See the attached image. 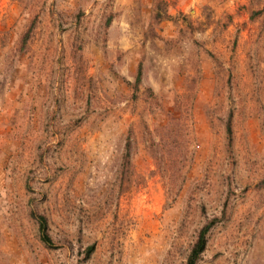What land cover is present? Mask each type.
Returning <instances> with one entry per match:
<instances>
[{"label": "rangeland", "instance_id": "rangeland-1", "mask_svg": "<svg viewBox=\"0 0 264 264\" xmlns=\"http://www.w3.org/2000/svg\"><path fill=\"white\" fill-rule=\"evenodd\" d=\"M212 216L196 264H264V0H0V264H182Z\"/></svg>", "mask_w": 264, "mask_h": 264}, {"label": "trees", "instance_id": "trees-1", "mask_svg": "<svg viewBox=\"0 0 264 264\" xmlns=\"http://www.w3.org/2000/svg\"><path fill=\"white\" fill-rule=\"evenodd\" d=\"M110 20V15H108L105 18V24L107 25ZM140 69H141V64L138 63L137 69H136V74L133 78V82L131 85L136 88L137 84L139 83L140 80ZM225 132L226 136L229 139V134H230V128H229V122H226L225 124ZM128 157L127 151H125L122 155V159L124 162H126ZM29 215L32 217V219L36 223V228L39 234V239L40 241L50 247L52 246L51 238L48 234L47 231V220L46 217L42 213H38L35 211L30 210ZM218 221V217L212 216L210 218H207L196 230L195 233V238L193 242L190 244L189 250L184 258V261L182 264H196L197 261L200 259V256L205 249L206 241H207V233L209 229L212 227V225ZM93 251V244H89L83 249V257L87 258L89 254Z\"/></svg>", "mask_w": 264, "mask_h": 264}]
</instances>
